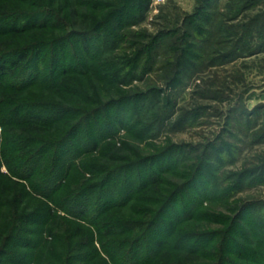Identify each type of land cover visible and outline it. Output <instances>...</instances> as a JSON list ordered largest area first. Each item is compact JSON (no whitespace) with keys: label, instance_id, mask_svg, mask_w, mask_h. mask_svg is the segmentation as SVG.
Returning a JSON list of instances; mask_svg holds the SVG:
<instances>
[{"label":"trees","instance_id":"16d2710c","mask_svg":"<svg viewBox=\"0 0 264 264\" xmlns=\"http://www.w3.org/2000/svg\"><path fill=\"white\" fill-rule=\"evenodd\" d=\"M217 1L202 0L194 16H180L174 21L163 16L165 25L172 29L166 28L153 38L126 31L143 19L151 0H32L31 3L29 0H0V205L14 206L13 226L0 222V250L4 247L0 264H4V259L8 264L28 261L101 264L98 251L94 249V254L90 253L80 243L68 245L65 255H57V252L52 255L49 253L52 248L42 252L40 241L29 243L30 240L16 236L19 234L16 226L30 216L29 207L24 206V196L42 200L37 209H45L48 220L54 218V224L48 229L53 240L67 245L62 233L65 230L61 227L67 219L96 228L102 253L109 260H103V264H119L116 258L121 264H136L129 260L128 250L139 256L145 249L148 256L143 264H214V261L216 264H264V199L242 201V197H237L257 179L244 181L242 178L241 183L232 181L225 187L227 175L231 174H220L224 166L234 162L237 150L234 149L232 157L228 154L223 157L210 151L211 144L193 150L189 146L182 148L172 144L156 149L155 144L144 141L159 137L170 124L176 126L179 121L173 123L175 103L171 104L169 99L168 107L158 111L160 103H165L163 90L156 86L146 92L126 88L153 71L157 58H163L162 69L168 71L164 75L165 84L176 88L207 61L202 57L206 44L214 43L212 52H208L218 61H235L262 53L264 0H230L225 11L218 10ZM98 10L106 14L101 20L92 14ZM60 12L65 13V17ZM28 22L35 28L61 32L58 38L53 36L50 46L54 43V47L62 44L64 47L72 36L87 43L99 40L97 50L103 55V61L95 69H104L109 79L105 80L96 72L88 74L77 68L76 63L63 67L60 76L47 83L39 59L40 52L48 46L44 36L36 35L40 40H23V44L17 41ZM11 23L14 26L9 27ZM106 24L110 31L103 38ZM134 38L137 41L132 42ZM142 39H147L148 44L139 42ZM123 43H129V47L121 52ZM82 48L89 51L85 43ZM33 61L38 64L31 69L29 65ZM57 66L54 59L53 69L48 72L52 77H55L53 70ZM30 89H38V92H29ZM30 93H39L41 100L30 102ZM119 102L127 108L119 106L122 105H118ZM43 109L53 117L51 121L43 118ZM31 110L36 114L24 115ZM107 113L110 115L105 117ZM187 115L183 121L189 120ZM96 121L101 122L100 125ZM88 124L93 129L92 136L87 134L79 138L80 151L72 154L73 146L67 137L71 134V137H80L84 125ZM119 128L127 129L122 141L115 137ZM73 129L75 131L70 133ZM141 146L153 152L146 153L140 150ZM199 148L204 151L195 157ZM55 151H59L61 160ZM260 170L264 172V164L260 165ZM140 172L145 173L144 180H130V176ZM173 177L189 183L186 187L184 182L172 183L171 194L166 186L170 185L168 179ZM114 178L120 182L108 188L109 181ZM187 190L196 194L190 196ZM197 192L204 202L212 204L236 197L240 202L230 206L238 216L233 219L211 208L203 213V202H198ZM183 197L188 205L176 217L172 205L181 204ZM94 199L96 202L91 204ZM132 204L135 205L132 207ZM50 205L62 210L67 218L52 214ZM110 205L111 210L105 211ZM156 207L161 211L158 217ZM125 209L131 213H126ZM201 218L206 225L194 223ZM1 220L4 221L3 216ZM214 224L226 229L213 231L211 225ZM242 224L244 228L240 227ZM251 226L260 236L257 237L263 244L261 252L243 248L246 244L258 245L247 238V234L252 233ZM149 233L166 237L151 238L153 248H149L146 242ZM130 234L132 237L121 238ZM248 237L250 239L251 235ZM13 239L17 246L28 247L31 252L9 253ZM227 243L232 248H226ZM225 253L231 254V258L224 256Z\"/></svg>","mask_w":264,"mask_h":264},{"label":"rangeland","instance_id":"374dc122","mask_svg":"<svg viewBox=\"0 0 264 264\" xmlns=\"http://www.w3.org/2000/svg\"><path fill=\"white\" fill-rule=\"evenodd\" d=\"M29 1L31 3L32 0ZM229 1L230 0H218L215 4L218 10L225 11L227 10L226 6ZM201 2L202 0H151L149 7L147 8V11L143 16V19L139 23H135L132 27L127 28L126 31L131 30L132 32H134V34L143 33L154 38L156 35H159L162 30L171 28L165 25L163 16L167 15L168 18H171V21H174L177 17L180 16L182 18L194 16ZM59 14L62 17H65L66 15L65 13L61 12ZM92 14L99 20H101V17L106 15L105 11L102 12L100 10L95 12L93 11ZM128 16L129 15H126L127 18ZM58 21H54V23ZM30 25V22L25 24V26L22 28V30L24 31H22V33L18 35L17 41L21 42H19V44H23V40L25 42H31L32 39H35L37 41L39 38L36 35L44 36L43 39L46 40V44L48 46L45 45V50H42V52H40L39 59L41 60L40 63L42 64L41 68L46 72L44 74V79H46L47 83L49 82V80L51 81L54 78L59 77L61 74V69L63 67L65 68L73 64L76 65V63L77 68L86 71V73L88 74L91 72H96V74H99V76H104L105 80L109 77L108 74H104V69H95L97 66H101V62L103 61V55L97 50V47L100 44V42H98L99 40L95 39L94 41L87 43L86 40L83 41L81 39L82 41H79V39L72 36L68 37L69 41H66V43H64V47L62 46L63 44L58 47H54L55 44L53 43L52 45L51 43L52 46H50V42L53 41V36L54 38H58L59 36H61V32L56 30L54 31V29L52 31H46L45 29H43V27L39 29ZM107 25L108 24H106V29H104L103 34L105 36H103V38H106L107 33L110 31V28ZM12 26H14V23H11L9 27ZM63 31L65 33H67L66 31H68V33L70 32L69 30ZM134 40L135 38L132 40V42ZM139 42L148 44L147 39H142ZM150 42L152 41H149V43ZM84 43L86 46H88V52H85V50L83 49L84 47L82 48ZM126 46L129 47V43H123L120 46V51L122 52L123 48ZM214 46V43L210 45L206 44V52L202 57L207 58V61L204 62L203 66L198 70L197 73L190 77H187V79L185 78V81H181V84L177 85L176 88L169 87V85H166L164 82V75L168 71L162 69L163 58L156 59L157 62L155 63V66H157L154 67L153 71L145 74L142 79L140 78L139 80L133 81V83L126 86V88H130L129 91H131V88H133V90L135 91L146 92L150 90V88L156 86L160 90H163L162 95L163 98H165V103L164 105H161L160 103V105L158 106V111H160L162 107H168L167 101L169 99L171 100H169L171 104L174 105L175 103L174 110L176 112V115L174 116L175 119H173V123H175V121H179L177 124L175 123L176 126L172 127V124H170L159 137H155L144 142H151L152 144H155L157 147L156 149H162L165 145L172 144L178 147L189 146L190 149L193 150L197 146L206 147L207 145L211 144L210 146L212 148L210 149V151L214 150V152L216 151L217 155L221 154L223 157H225L227 154L232 157L234 149H236V156H234L233 158L234 162L224 166L220 173L223 174L229 172L231 174V176L229 177L227 175V180L225 181L224 186L226 187L227 185H230L232 181L233 183H235L236 181L241 183L242 178L244 181L247 179L252 181L257 179L255 184H253L252 186H248L247 188L242 190L237 195V197H242V201H250L251 199H264V172L261 173L260 170V165L264 164V51L260 54L250 55L246 58H239L235 61H218V59L212 53L208 52H212ZM54 59L57 60L58 68H55V70H53L55 72V77H52L48 72L53 69ZM37 64V62L33 61L30 62L29 66L31 69H34L37 68ZM186 73L184 72V74ZM36 91L38 92V89H30L29 92ZM40 92L43 93V90H39V93ZM37 94L30 93V95H28V99L30 100V102L41 100V97H39V95ZM119 104L122 103L119 102L118 105ZM102 105L106 107L107 104H104L102 102ZM119 106L127 108L125 107L126 105L124 103ZM184 111L188 112V115L186 114L187 119H189L187 122L183 121L184 117L186 116L184 115ZM25 114L34 115L36 114V111H27V113L25 112L24 115ZM42 114L44 115L43 118L48 122L53 118L49 114V112L45 111L44 109ZM107 115L110 114H105V117H107ZM78 122L80 121L77 120V123ZM100 123L101 122L96 121V124L100 125ZM131 124L132 122L129 121V125ZM117 130L118 131L116 132L115 136L116 139H119L120 141L124 140L127 134V129L119 128ZM73 131H75V129L71 130L70 133H72ZM1 133L2 128L0 126V134ZM87 134L91 136L93 134V129H91L90 124L84 125L83 133L80 137H71L72 134L67 137V139H70V143L73 146L72 154H76L80 151L78 139L83 138ZM225 145L226 147H224ZM139 148L146 153L153 152L152 149L150 150L145 146H141ZM199 149L195 153V157H197V154H199L201 151H204V148ZM55 152L58 156L57 158L61 160L59 151ZM4 171H6L5 168ZM144 177L145 173L140 172L135 176H130V180L142 181L145 179ZM168 181L171 185L166 186V189L169 193L173 191V184L184 182L183 185L184 187H186V184L189 183L187 181L181 180L180 178L177 179L174 177L169 178ZM116 182L119 183L120 181H117V179L115 178L109 181V185H107L108 188ZM107 186L105 188H107ZM186 193L190 196L196 194L195 191L191 190H187ZM198 194L200 195V197L198 198V202H203V206L201 207L203 213H206V208H211L215 213L222 214L223 216L227 217H232L233 219H236V216H238L233 206H230V204H236L237 202H240L236 201V197L226 200L225 203L222 202L220 204H212L213 202L210 203V201L204 202L201 193ZM33 198L34 197L31 196H24V206L29 207L27 209V213H30V216H28L27 219H25L23 222L21 221L20 224L16 226L15 230L19 228V234L17 233L16 236H22L26 241L30 240L28 241L29 243L32 240L40 241L41 246H43V248H40L42 252H48L49 249L52 248L50 249L49 253H55L54 255H56V252L57 255L58 253L65 255L68 253V245L71 246L80 243L81 247L88 250L90 253L94 254L93 250L96 249L100 256L98 260L109 261L106 255L102 253L100 239L98 235H96V228H90L86 226L84 222H75L73 220L69 221L68 219H65L66 221H64V223H61L62 225H60L61 227H63V230H65L62 233H64L65 235L64 238L67 241V245L62 241L55 239L53 240V238L49 235L48 229L52 223L54 224V218L52 217L48 220V215L47 213H45V209H37L42 200L39 201ZM184 199L185 198L183 197L181 204H179V202H176L172 205V211L176 212L177 214V216L174 215V217H178L181 214V209L185 210V207H187L188 204L186 203V201L188 202V200L186 199L184 201ZM96 200L97 199H94L91 204L95 203ZM228 202L231 203L226 204ZM134 205L135 204H132V207ZM12 207L14 206H10L9 204L5 203H2L0 205V216L4 217V221L1 220V223H4L5 225L8 224V226H13L12 216L14 215V209ZM16 207L17 206L15 205V209ZM50 208H52V214H57V216H63L67 218L66 214L62 212V210H56L53 205H50ZM111 208L112 207L110 205L105 211L109 212ZM125 210L126 213H131L130 210ZM38 212H40V215L37 218L36 216ZM160 213L161 211L157 210V217L158 215H160ZM46 221L48 222V224H46ZM194 223L202 225L207 224L206 221L202 218L201 220L195 221ZM211 227L214 228L213 231L226 229V227L221 226V224H214L211 225ZM240 227L244 228V224H242ZM251 229L252 233H248L247 238L248 240H252L253 244H255L256 242L258 245L257 247H255L252 244H246V246L243 245V248L246 251L252 248L261 252L263 244L261 245L259 240L260 238L258 239V237L260 236L257 232H255L256 230L254 226H251ZM98 234L100 235L99 231ZM250 235L251 238L249 239L248 236ZM3 236H6V233H3ZM155 236H159V239L166 237L164 234L154 235L153 233L152 235L149 233V238H146V242L149 248H153V244L150 240L151 238L155 239ZM127 237H132V234L122 236L121 238L123 239ZM220 243L221 241L219 242V244ZM228 247H230L229 243H227L226 248ZM230 248H232V246ZM3 249L4 247L0 250V255ZM143 251V254L137 256L135 252L128 250L127 255L129 257V260L135 262L136 264H143L148 256L146 252L147 250L145 249ZM8 252L22 254L31 252V249H29L28 247L17 246V241L13 239ZM225 255L231 258V254L225 253L224 256ZM116 260L119 264H121V260L119 258H116ZM102 261L101 264H103ZM2 262H4V264H8L5 259ZM89 263L90 262L84 263L75 261V264ZM216 263L217 262L214 261V264ZM21 264L36 263L28 261L27 263Z\"/></svg>","mask_w":264,"mask_h":264}]
</instances>
